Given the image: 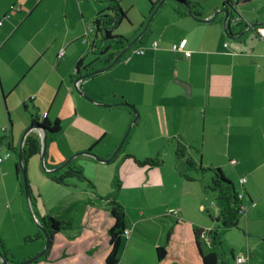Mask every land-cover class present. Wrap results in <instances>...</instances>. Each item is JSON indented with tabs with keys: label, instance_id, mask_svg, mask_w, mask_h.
<instances>
[{
	"label": "crops",
	"instance_id": "0c3cea01",
	"mask_svg": "<svg viewBox=\"0 0 264 264\" xmlns=\"http://www.w3.org/2000/svg\"><path fill=\"white\" fill-rule=\"evenodd\" d=\"M148 1L122 4L131 27L124 21L118 29L126 25L131 38L138 35L153 12L151 1L159 0ZM192 1L202 6L198 19L213 20L200 22L186 7L179 11L177 3L164 2L141 44L107 71L79 83L84 94L94 100L90 101L77 92L75 80L80 62L81 75L106 66L108 55L92 53V32L88 42H83L88 26L105 4L97 0H0V157L11 153L0 162V238L10 246L13 242L22 244L25 237L42 230V220L47 216L73 219V227L57 232L45 255L32 264H104L111 249L109 230L114 218L109 202L113 198L126 211L129 238L122 239L123 257L137 254L134 247L143 242L138 233L148 222L171 226L177 217L169 213L171 210L186 216L194 240L195 229L207 230L219 224L223 204L209 203L214 195L197 170H186L194 178L190 181L185 173L179 176L181 169H175L168 160L159 166L141 167L127 155L144 158L131 151L117 157L128 137L113 159L116 164L111 185L97 178L98 162L87 151L96 154L95 147L110 135L116 137V148L128 124H123L122 117L126 116L135 136L141 133L143 143L171 144L176 149L183 146L185 155L194 158V153H200L202 163L197 162V167L206 169L200 172L207 180L214 176L209 169L219 168L242 195L247 208L239 226L244 225L252 235L249 228L255 221L251 213L264 201V39L257 32L264 26V0H244L236 6L234 18L240 17L243 27L263 23L251 30L250 44L243 37L229 39L225 15L214 16L224 0ZM134 2L141 3L142 16ZM249 11L252 16L245 14ZM36 14L37 20H33ZM230 21L231 31L238 34L242 28ZM14 37H19L16 45ZM183 39H187L191 57L172 49ZM137 49L145 53L137 55ZM61 50L64 55L59 57ZM21 56L22 64L15 65L14 58ZM92 63L93 69H86ZM127 103L137 110L135 122V113ZM33 114L40 122L48 119L61 124V131L47 141V168L53 170L72 155L67 167L81 168L83 177L57 183L43 170L41 154L35 155L27 164L28 199L17 168ZM28 134L38 136L42 144L37 131ZM186 156L174 157L185 162ZM189 206L198 217L184 214ZM159 247L165 246L155 243L153 250L157 253ZM28 250L22 257H14L25 260L37 252ZM223 262L228 264V260Z\"/></svg>",
	"mask_w": 264,
	"mask_h": 264
},
{
	"label": "trees",
	"instance_id": "16d2710c",
	"mask_svg": "<svg viewBox=\"0 0 264 264\" xmlns=\"http://www.w3.org/2000/svg\"><path fill=\"white\" fill-rule=\"evenodd\" d=\"M100 3L105 4V9L99 13L92 21L93 27V50L92 53L95 56L108 55L104 61L105 65H109L114 59L120 54V52L126 48L129 38L121 35H114V31L117 30L124 21H129L127 12L122 9L119 1L117 0H97ZM171 1L177 3L179 6V11L185 6H190L191 10L196 18L200 15L199 11L202 10V6L199 2L192 0H159L158 2H152L153 11L156 9L160 2ZM163 2V3H164ZM231 3L232 0H224L223 3ZM236 4L239 2L236 1ZM197 9V11H193ZM185 14H187L185 12ZM135 46V45H134ZM133 46V47H134ZM132 47V48H133ZM114 48V49H113ZM132 48L126 53L128 54ZM96 49V50H95ZM113 49V50H112ZM111 51V52H110ZM124 57V56H123ZM82 62L78 64L77 76L81 75L80 67H82ZM93 64L86 66V69H93ZM75 78V77H73ZM127 105V104H126ZM129 107V106H128ZM25 108L27 106L25 105ZM11 123V121H10ZM31 126H41L47 130V141L51 139L52 135H55L61 131V124L59 121L50 122L48 119H44L40 122L39 116L33 114V120ZM10 144V143H9ZM11 146V144H10ZM42 144L38 136L34 134H28L26 137L25 145L23 147V164L24 168L27 169V164L29 159L33 156L41 154ZM91 150H88V153ZM185 147H178L175 151V155L185 157L186 155ZM131 157L134 162L141 167H155L161 165L164 160L159 157H150L139 159L132 155H127ZM186 169L206 171L204 168L197 167V161L191 154L185 158ZM18 172H21L18 164ZM214 173L211 178V184L208 188L214 192L218 193L219 200L223 202V208L218 216L217 221L219 224L211 227L210 229H195V241L202 260V264H224L222 261V255L219 253V248L222 245L223 236L231 229L239 227L241 219L244 217L246 212V205L243 203L242 198H240V193L237 191L235 184L224 176L219 168H210ZM208 170V171H209ZM49 177L55 182L60 184H67L68 178L70 177H83V172L79 167L68 166L57 172H47ZM184 177L187 180L193 181L189 174L185 172ZM110 212L114 218V225L109 230V244L110 253L108 254L104 264H119L120 262V251L122 246V239L125 236V230L127 227L126 221V211L124 206L117 201L115 198L111 199L109 202ZM242 210L244 214L242 213ZM73 227V219H56L54 217L47 216L42 220V230L37 232L34 236H29L26 238V242L34 241L35 239H43V229L48 233L51 241L54 235L61 231L71 229ZM207 237L208 241H205L202 237ZM1 249L0 252L5 259H9L13 264H19L21 261L10 259V250L6 246L3 239L0 238ZM167 256L166 247L157 248V257L159 260L164 259Z\"/></svg>",
	"mask_w": 264,
	"mask_h": 264
},
{
	"label": "rangeland",
	"instance_id": "374dc122",
	"mask_svg": "<svg viewBox=\"0 0 264 264\" xmlns=\"http://www.w3.org/2000/svg\"><path fill=\"white\" fill-rule=\"evenodd\" d=\"M117 1L121 2L120 5L123 9L122 4L125 5V3L128 0L125 2L122 0H117ZM143 2L148 4L149 1L143 0ZM257 2L261 3L262 1L257 0ZM134 3H135V6L138 7L139 16H142V14H140V11H139L141 7V5L139 7V4L141 3L139 2H134ZM153 12L150 15H152ZM245 14L247 16H252V13L250 11L246 12ZM37 16H38L37 14L34 15L33 20H37ZM143 18L145 17L143 16ZM124 24H126L128 27H131V23L127 21H125ZM126 25H124L118 30H115L114 35H121L124 37L128 35L129 37L127 36L126 38H129V40L133 41L135 38L139 36V34L142 31L138 35L133 36L131 38V36L127 34ZM135 31L131 32V35ZM251 34H252V31L246 32L242 40L246 38L248 39V37L251 36ZM18 38L19 37L13 38L12 40L13 45H16L19 43ZM147 38L149 37L145 36V39ZM140 42L141 40H139L137 44H135L134 47H137L139 44H141ZM247 42H248L247 44H250V39H248ZM20 60H22V56L21 58H14L15 65H18V66L21 65L22 63ZM9 112H10V109H9ZM128 118L129 117L127 116L124 118L122 117L124 126L127 123L128 124L126 125V130L119 144L117 145V147L113 148L116 143V137L113 135H110L107 138L103 139L101 142H99V144L95 147V150H94L96 154L94 153L93 154L96 155L97 158H100V159H106V158L112 157V155L115 154L117 148L120 146L122 141L123 140L125 141L126 137H128L127 141L124 143L117 157L120 156L121 158H123L125 153H130L129 151H131L134 155L141 157V158L159 157L162 160H164V162L165 160H168L172 164V166L176 169V165L177 164L179 165L178 162L180 161V160L176 161V158L174 157L176 146H172L171 144H167L163 146L160 144L159 146H156V145L149 146L148 144L143 143V140L140 138L141 133L138 132V134L135 136L133 132L134 129L132 128V124L130 123V121L128 122ZM109 150L113 151L111 152V156L105 157V155L108 153ZM194 154H196L195 158L198 162V165H200L202 163L200 153L199 154L194 153ZM71 158H72V155L69 156L66 161H69ZM96 160L98 163H95L97 166L95 168L97 171L95 172V175L97 174L96 176L99 179H105L110 186L111 181L113 180V177H114V173H115L114 166L116 163H113L114 162L113 160L109 163L101 162L98 159ZM180 173H181V170L178 171L177 174L180 176ZM196 174H200V177H203L204 181L211 184V177H209L207 180V177L202 176L201 172H197ZM210 194L214 196L209 197V203L213 201L214 203H220V205L223 204L222 201L218 200L217 192L211 191ZM189 200L193 201L192 198H190ZM169 213H172L173 215L177 216L172 219L173 224L169 227H166L160 221L148 222L146 226H144L145 228L141 229L140 232L138 233L139 239H141L143 242H140L139 244L135 245L134 251H136L137 254H127L124 257L120 256V261H121V258H124L123 262L121 261L120 264H136V262L138 264H202V260H201V257L199 255V252L196 246V241L193 239L194 235H193V227L191 223L188 220H186L187 219L186 216H184L181 212L179 214L178 210L176 209L171 210ZM184 214H186L188 217H198V212L194 210L193 207H190V206L185 208ZM251 215L253 216V220L255 221L251 223L250 228H249L250 232L252 233L251 236L248 235L249 232L247 228L244 227V225H240L239 227L228 231L222 238V245L220 246L218 251L220 255H222V258H224L223 261L228 260L227 262L228 264H264V238H262V233L264 232V201L261 202L259 209L252 212ZM32 236H34V234ZM26 238L27 237H25L24 239L26 240ZM43 238L44 239L42 238L35 239L34 241H28V242L23 240L22 244H19L18 242H13L11 246L10 244H7L5 241L6 246L10 250V254H11L10 259L11 260L14 259L17 261L14 255H16V257H22L24 253H27L28 251H30L28 249L36 250L37 252L34 253L35 255L36 253L39 254L45 247V243H46L45 236ZM43 242H44V245H42ZM155 243H163V246L167 248L168 255L165 259L163 260L158 259L156 251L153 250ZM1 248L2 247L0 245V249ZM25 260H20V261L23 262ZM0 264H3L1 258H0Z\"/></svg>",
	"mask_w": 264,
	"mask_h": 264
},
{
	"label": "water",
	"instance_id": "95a60500",
	"mask_svg": "<svg viewBox=\"0 0 264 264\" xmlns=\"http://www.w3.org/2000/svg\"><path fill=\"white\" fill-rule=\"evenodd\" d=\"M164 1L160 2V4L156 7L155 11L153 12L152 15H150V19L147 21V23L145 25H141V33L139 34V36L137 38H135L133 41L131 42H128L127 43V46L125 49H123L120 54L114 59L113 62H111L109 65L103 67V68H99V69H96V70H93L89 73H86V74H82L80 77H78V79L75 81V87H76V90L79 94H81L82 96H85L88 100L90 101H94L92 100L91 98H89L88 96H86V94H84V92L81 90L80 86H79V83L82 81V80H85L87 78H90L94 75H97L99 73H103L105 71H107L109 68H111L113 65H115L117 62H119L121 60V58L123 56L126 55V53L135 45L137 44V42L139 40H142L143 37H144V34L152 20V18L154 17V15L156 14V12L159 10V8L162 6ZM236 6L237 4L235 2H231V3H228V2H225L223 4V6L220 8V10L216 11L214 16H217L218 14H224L225 15V21H224V28H225V32H226V35L229 39H232V40H238L240 38H242L246 32H249L251 31L254 27L258 26V25H261L263 23H255V24H247L245 25V27L242 26V21H241V18L240 17H235L234 16L236 15ZM188 11H189V14L196 18L191 10V7L190 6H185ZM198 21L200 22H211L213 20V18L211 19H198L196 18ZM233 19L234 22H236L235 26L236 28H240L242 27V30L238 33V34H234L232 31H231V27H230V20ZM229 23V25L227 24ZM128 41H130L128 39ZM127 106H129L133 112L135 113V116L136 118L133 120V122L136 121L138 115H137V110H135L133 107H131L128 103H127ZM32 130H35L39 133V135L41 136L42 138V149H41V158H42V168L44 171L46 172H57V171H60L62 169H64L65 167H67V165L69 164L70 160L73 159V157L69 160V161H65L63 164L57 166L56 168H54L53 170H49L47 168V164L45 163V159H46V148H47V130L44 128V127H41V126H30L25 134H24V141H25V138L27 136V134L29 132H31ZM124 141V140H123ZM123 141L122 143L120 144V146L117 148L115 154L111 157V158H108V159H100V158H97V156L91 154V153H88V155H91L93 156L94 158L98 159L99 161H102V162H106V163H109L111 162L115 156L118 154V152L120 151L122 145H123ZM24 143V142H23ZM23 147H24V144L21 146L20 148V152H19V168L21 169V176H22V180H23V185H24V190H25V195L28 199H30L31 197V192H30V184H29V180H28V176H27V169L24 168V164H23ZM179 165L177 164L176 167L178 169H181V173L180 175H183L185 172H186V165L183 161H179L178 162ZM43 232L45 234V239H46V243H45V247L44 249L39 253V254H36L35 256H32L31 258L23 261V262H20L19 264H32L34 262H36L38 259H40L42 256L45 255L46 251L49 249L50 245H51V239L50 237L48 236V233L43 229ZM0 258L3 262V264H13L12 262H10V260L8 259H5L3 258L1 252H0Z\"/></svg>",
	"mask_w": 264,
	"mask_h": 264
},
{
	"label": "built area",
	"instance_id": "2783aa9c",
	"mask_svg": "<svg viewBox=\"0 0 264 264\" xmlns=\"http://www.w3.org/2000/svg\"><path fill=\"white\" fill-rule=\"evenodd\" d=\"M36 1H40V0H36ZM238 1V0H237ZM240 1H244V0H239L238 2H240ZM12 9H15V6H13L12 7ZM91 32H93V27H92V24H90L89 26H88V28H87V33H86V36L83 38V42H88V40H89V34L91 33ZM257 32H258V35L262 38V39H264V26H262V27H259L258 28V30H257ZM157 42L156 43H154V46L155 47H157ZM175 52H181V53H183L186 57H191V55H192V51L191 50H189V49H187V39H183L180 43H178V44H175V45H173V48H172ZM135 53L137 54V55H143L144 53H145V51L143 50V49H137L136 51H135ZM64 55V50H61V52H60V56L59 57H62ZM24 143H25V141H24ZM23 143V144H24ZM2 145V141L0 140V146ZM11 156V153L10 152H7L6 154H5V156H3V157H0V162H2L4 159H7V158H9ZM246 181V179L245 178H243L242 180H241V182L242 183H244ZM240 198H242V195H240ZM242 213L244 214V212H243V210H242ZM246 213V212H245ZM245 215V214H244ZM124 235H125V237L126 238H129V231L126 229L125 230V233H124ZM205 241H208V238L207 237H202Z\"/></svg>",
	"mask_w": 264,
	"mask_h": 264
}]
</instances>
